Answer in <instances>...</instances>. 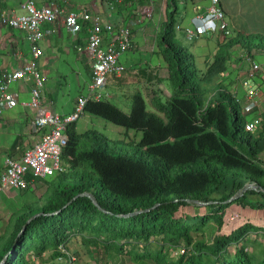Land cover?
<instances>
[{
	"label": "trees",
	"instance_id": "obj_1",
	"mask_svg": "<svg viewBox=\"0 0 264 264\" xmlns=\"http://www.w3.org/2000/svg\"><path fill=\"white\" fill-rule=\"evenodd\" d=\"M175 32L173 9L158 37L171 96L149 108L137 92L130 112L109 97L91 98L85 112L125 131L111 138L69 124L68 167L50 177L29 175L45 191L10 213L0 232V263L6 254L4 264H35L32 256L47 251L62 256L80 236L138 264H264V247L258 253L249 245L252 233L264 234V223L254 218L264 210V123L248 130L241 103L222 86L231 46L242 42L256 58L264 35L220 39L202 71ZM218 76L222 85L206 100L204 83ZM233 206L246 215L230 228Z\"/></svg>",
	"mask_w": 264,
	"mask_h": 264
},
{
	"label": "crops",
	"instance_id": "obj_2",
	"mask_svg": "<svg viewBox=\"0 0 264 264\" xmlns=\"http://www.w3.org/2000/svg\"><path fill=\"white\" fill-rule=\"evenodd\" d=\"M36 1L38 5H42L50 0ZM57 1L73 11L86 9L97 13L104 20L113 22L117 26L131 25L133 31L131 50L152 51L150 60L146 58L143 62H139L135 59L136 61L130 66H127L120 59V63L126 69L121 75L111 74V76L116 77L118 88L121 84L129 82L133 76L132 74L138 77L140 74L143 77L142 85L144 87L145 85H151L152 81L165 83L167 78L165 74H162L161 68L166 65H164V58L161 56L162 50L158 37L168 19V13L173 9L175 10L176 31L179 30L186 36L185 28L193 26V18L205 13L206 7L210 4V0H177L172 4H170V0ZM259 2L264 5V0H221L226 19L234 31V37L239 33L264 35V8L262 12H259ZM1 3L4 8L0 9V78H2L4 72L12 71L26 63L33 54L27 34L23 30L7 26L2 20L4 14L14 15L25 12L23 1L3 0ZM146 8H149L148 12H145ZM177 25H181V28H178ZM48 26L56 28V31L41 42L44 54L40 58L39 68H45L44 72L41 73L45 79L46 101L52 105L53 109L57 110L53 94L56 88L50 85L52 75L50 66L55 65V69H58L64 68V64L75 62V64H81L85 68V72L91 77L92 62L87 47L90 30L89 26L81 19L67 25L60 20ZM185 38L189 39L187 36ZM220 39L218 34H204L198 38L189 39L194 42L191 44L192 48L188 45L187 47H190L200 70H206L214 60L217 50L220 49ZM256 51H258L256 59L262 64L261 70L254 76V82L258 87L256 95L249 98L247 91L245 95H241L238 88L239 84H243L245 71L250 68V63L247 61L248 52L242 42H235L231 46V57L228 60L229 68L222 77L226 86H230L226 90L233 93L236 100L241 103L248 119L253 120L262 117V123H264V50ZM73 52L75 55L72 56ZM127 72H131L129 76H126ZM55 76H57V84L64 83L62 81V78L65 77L64 73L57 71ZM52 83L54 84V81ZM33 85L32 78L20 80L13 84L12 89L18 94L19 101L12 109L4 110L0 114V174L5 168L7 157L22 156L27 148L29 149L42 137V132L35 128V109L29 105ZM129 86L131 91L138 84H133V81H131ZM109 94L110 97H115V93ZM83 95H77L71 101H67L66 105L64 104L65 110H61L60 113H72L76 109L78 98ZM151 95L152 108L157 100H165L161 93L158 94L156 91L152 92ZM32 259L35 264H38V257L32 256Z\"/></svg>",
	"mask_w": 264,
	"mask_h": 264
},
{
	"label": "built area",
	"instance_id": "obj_3",
	"mask_svg": "<svg viewBox=\"0 0 264 264\" xmlns=\"http://www.w3.org/2000/svg\"><path fill=\"white\" fill-rule=\"evenodd\" d=\"M25 12L14 15L4 14L3 22L15 29L23 30L30 41L32 57L26 63L12 71L4 72L0 78V114L4 110L12 109L19 101L18 94L12 85L20 80L32 78L34 85L31 90L29 105L35 109L34 124L42 137L27 148L22 156H9L5 161V168L0 174V203L4 194L13 188L28 186L29 175L33 177H50L66 169L63 153L69 141V124L77 121L91 98L103 99L110 97L105 91L111 74L121 75L126 67L120 63L121 56L132 48V26H117L113 22L104 20L97 13L89 10L73 11L66 8L57 0H50L38 5L36 0H22ZM149 8L145 9L148 12ZM82 22L89 26L88 50L92 62L91 82L88 93L78 98L76 109L69 114H62L47 103L45 97V79L39 68V61L43 53L41 42L53 34L56 28L50 27L54 22L62 20L66 24ZM181 28V25H177ZM189 39L198 38L204 34H220L223 38L234 35L221 0H210L203 14L193 18V26L185 28ZM250 68L245 71L243 84L247 87V95L253 97L258 91L254 76L261 70V62L247 55ZM263 122L257 117L247 122L250 131L257 129ZM62 250L67 253L66 247ZM178 254V251L175 252ZM75 257L70 260L74 264Z\"/></svg>",
	"mask_w": 264,
	"mask_h": 264
},
{
	"label": "rangeland",
	"instance_id": "obj_4",
	"mask_svg": "<svg viewBox=\"0 0 264 264\" xmlns=\"http://www.w3.org/2000/svg\"><path fill=\"white\" fill-rule=\"evenodd\" d=\"M0 0V9L4 8L3 4ZM259 12L263 11L264 5L260 3ZM66 24V23H65ZM67 25V24H66ZM185 35V34H184ZM181 31L175 32V37L179 41L180 46H191V44L194 42L193 40H189L185 38ZM218 37L223 38L220 34H218ZM255 40L258 42L260 40L259 37H255ZM152 41V40H150ZM141 45L143 46L142 42ZM189 47V49H190ZM191 51V49L189 50ZM75 55V53H72V56ZM163 58V54L161 55ZM129 57V58H128ZM152 57V51L149 50H143V51H132L131 49L124 53L121 56V60L123 63H125L127 66H130L131 64L136 61L137 59L139 62H143L146 58L147 60L151 59ZM134 59V60H133ZM165 62V61H164ZM213 62V61H212ZM146 63V61H145ZM147 65V64H146ZM164 65H166L164 63ZM55 65H51L50 71H51V78H50V85L55 86L56 89H54V98H55V107L60 112L61 110H65L64 106L66 105L67 101H71L74 97L77 95H83L88 93V85L91 82V77L85 72V68L81 66V64H64V68H58L55 69ZM57 66V65H56ZM45 70L44 67L40 69V71L43 73ZM57 71H60L65 74V77L62 78V81L64 83L57 84L56 82L57 76H55V73ZM132 72V71H131ZM127 72L126 76L131 73ZM162 74L166 75V78L168 76V69L165 66L164 68H161ZM54 73V75H53ZM132 78L129 82L123 83L118 88L116 83V77L111 76L110 82L108 83L107 87L105 88V91L108 93H115V97H109L110 100H112L114 103H116L118 106L122 107L125 111L130 112L133 108L132 106V97L137 92H142L144 96L146 97V100L148 102L149 108H152V92L156 91L158 94L161 93L163 98L166 100L168 99L172 92L173 88L171 86V83L169 80L166 79L165 83L162 82H153L151 85H148L145 87L142 85L143 81L141 75L134 76L132 74ZM138 75V74H137ZM221 76H218L213 80L211 83H204L206 89V100H208L213 93L217 90L218 86L222 85L225 88L229 87V85L226 86V83L221 84ZM256 80V78H255ZM54 81V84L52 83ZM133 81V84H138V86L132 88L130 91L129 83ZM146 83V82H144ZM239 91L241 95H245L247 91V87L244 84L238 85ZM128 90V91H127ZM148 96H147V94ZM214 95V94H213ZM53 104V105H54ZM65 104V105H64ZM78 121V129L79 131H85L88 128L95 129L98 134L110 136L111 138H116L117 136L121 135V131H125V127L118 125L112 121H109L105 118H102L100 116L91 114L89 112H86L77 120ZM139 136H141L139 134ZM112 143V141H111ZM136 149V146H132V151ZM262 157L264 158V153L262 154ZM64 161V159H63ZM65 162V161H64ZM65 167L67 169L66 163ZM65 169V170H66ZM45 184L42 182H32L28 186L24 188L19 189H11L8 190L4 196L3 200L0 203V232L1 229H4L7 223V219L10 215V213L17 209L23 202L25 201H32L40 199L45 191ZM234 207V212L232 216H237L236 218H232V216L229 219L230 228L232 226L238 225L239 221L241 219L245 218V213H241L236 209V206ZM201 210H204L201 209ZM239 214V216H238ZM233 216V217H234ZM255 220H258L261 223H264V210H259L254 215ZM252 240L249 242L250 248L252 250L257 251L258 253L261 252L262 248L264 247V234H251ZM75 257L74 264H138V262L135 260L134 257L128 254H121L118 255L115 251L110 252V254H106L105 249L103 246H95V245H88L85 243V241L80 237L76 236L74 237L67 245V253L55 257L53 255L52 251H47L42 256L38 257V264H70V260Z\"/></svg>",
	"mask_w": 264,
	"mask_h": 264
},
{
	"label": "water",
	"instance_id": "obj_5",
	"mask_svg": "<svg viewBox=\"0 0 264 264\" xmlns=\"http://www.w3.org/2000/svg\"><path fill=\"white\" fill-rule=\"evenodd\" d=\"M248 187H256V185L255 184H253V183H249L248 185H247V188ZM83 194H88V195H91L90 193H88V192H84ZM197 202H200L201 203V201H197ZM8 258V254H6L5 256H4V258L2 259V261H1V263L0 264H4L5 262H6V259Z\"/></svg>",
	"mask_w": 264,
	"mask_h": 264
}]
</instances>
